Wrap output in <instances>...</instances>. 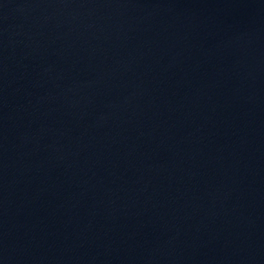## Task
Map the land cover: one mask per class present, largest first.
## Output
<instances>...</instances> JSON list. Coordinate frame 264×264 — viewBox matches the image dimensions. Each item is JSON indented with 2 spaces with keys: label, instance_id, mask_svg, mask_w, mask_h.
Wrapping results in <instances>:
<instances>
[{
  "label": "water",
  "instance_id": "water-1",
  "mask_svg": "<svg viewBox=\"0 0 264 264\" xmlns=\"http://www.w3.org/2000/svg\"><path fill=\"white\" fill-rule=\"evenodd\" d=\"M0 264H264V0H0Z\"/></svg>",
  "mask_w": 264,
  "mask_h": 264
}]
</instances>
